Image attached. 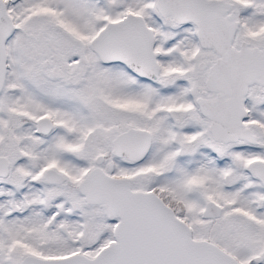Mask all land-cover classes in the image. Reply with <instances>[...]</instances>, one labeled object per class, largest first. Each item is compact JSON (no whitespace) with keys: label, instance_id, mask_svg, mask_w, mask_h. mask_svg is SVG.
I'll return each instance as SVG.
<instances>
[{"label":"snow or ice","instance_id":"obj_1","mask_svg":"<svg viewBox=\"0 0 264 264\" xmlns=\"http://www.w3.org/2000/svg\"><path fill=\"white\" fill-rule=\"evenodd\" d=\"M0 264H264V0H0Z\"/></svg>","mask_w":264,"mask_h":264}]
</instances>
